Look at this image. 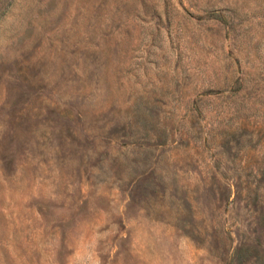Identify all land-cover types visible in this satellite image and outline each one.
I'll list each match as a JSON object with an SVG mask.
<instances>
[{
    "label": "rangeland",
    "instance_id": "obj_1",
    "mask_svg": "<svg viewBox=\"0 0 264 264\" xmlns=\"http://www.w3.org/2000/svg\"><path fill=\"white\" fill-rule=\"evenodd\" d=\"M0 264H264V0H0Z\"/></svg>",
    "mask_w": 264,
    "mask_h": 264
}]
</instances>
